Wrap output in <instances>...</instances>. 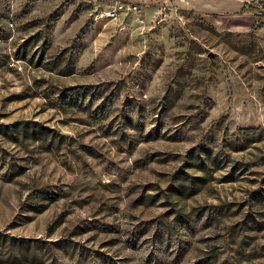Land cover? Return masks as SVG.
<instances>
[{
  "label": "rangeland",
  "instance_id": "374dc122",
  "mask_svg": "<svg viewBox=\"0 0 264 264\" xmlns=\"http://www.w3.org/2000/svg\"><path fill=\"white\" fill-rule=\"evenodd\" d=\"M0 0V264H264V0Z\"/></svg>",
  "mask_w": 264,
  "mask_h": 264
},
{
  "label": "built area",
  "instance_id": "2783aa9c",
  "mask_svg": "<svg viewBox=\"0 0 264 264\" xmlns=\"http://www.w3.org/2000/svg\"><path fill=\"white\" fill-rule=\"evenodd\" d=\"M142 9V6L136 3H130L122 0L116 1L111 8L102 11L99 15L106 18H118L121 13L124 12H138Z\"/></svg>",
  "mask_w": 264,
  "mask_h": 264
}]
</instances>
